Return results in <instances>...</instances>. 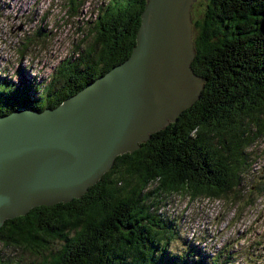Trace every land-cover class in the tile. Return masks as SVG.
I'll list each match as a JSON object with an SVG mask.
<instances>
[{"label":"trees","instance_id":"16d2710c","mask_svg":"<svg viewBox=\"0 0 264 264\" xmlns=\"http://www.w3.org/2000/svg\"><path fill=\"white\" fill-rule=\"evenodd\" d=\"M145 1L106 0L85 33L93 41L78 56L62 58L38 95L26 85L0 87V114L55 106L128 57ZM67 2L72 15L83 4ZM193 25L191 67L206 77L200 97L134 151L118 154L83 195L4 219L0 242L31 247L42 256L38 264L231 263L229 254L219 261L171 251L179 227L158 209L181 192L225 198L243 181L251 162L246 148L264 137V0H207ZM255 188L262 191L264 179ZM54 240L61 244L52 250Z\"/></svg>","mask_w":264,"mask_h":264},{"label":"water","instance_id":"95a60500","mask_svg":"<svg viewBox=\"0 0 264 264\" xmlns=\"http://www.w3.org/2000/svg\"><path fill=\"white\" fill-rule=\"evenodd\" d=\"M194 0H146L128 57L55 106L0 114V226L31 207L83 195L150 133L199 97L191 67Z\"/></svg>","mask_w":264,"mask_h":264},{"label":"rangeland","instance_id":"374dc122","mask_svg":"<svg viewBox=\"0 0 264 264\" xmlns=\"http://www.w3.org/2000/svg\"><path fill=\"white\" fill-rule=\"evenodd\" d=\"M67 1L0 0V87L16 90L15 85H26L31 95H38L62 58L78 56L93 41V33H85L106 0H83L76 15ZM206 2H192L193 22L202 18ZM83 34L85 41L80 40ZM246 152L251 162L243 181L227 197L181 192L163 201L158 210L179 227L169 241L171 251L211 254L209 260L219 261L229 254V264H264V189L255 188L264 179V137L248 144ZM60 244L54 240L50 248ZM41 259L31 247L0 242V261L7 264H38Z\"/></svg>","mask_w":264,"mask_h":264},{"label":"bare ground","instance_id":"6f19581e","mask_svg":"<svg viewBox=\"0 0 264 264\" xmlns=\"http://www.w3.org/2000/svg\"><path fill=\"white\" fill-rule=\"evenodd\" d=\"M38 109V108H37ZM73 200V199H72Z\"/></svg>","mask_w":264,"mask_h":264}]
</instances>
